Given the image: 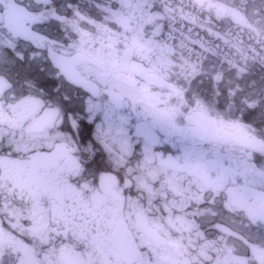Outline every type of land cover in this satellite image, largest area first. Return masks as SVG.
Returning a JSON list of instances; mask_svg holds the SVG:
<instances>
[{"label": "flooded vegetation", "instance_id": "flooded-vegetation-1", "mask_svg": "<svg viewBox=\"0 0 264 264\" xmlns=\"http://www.w3.org/2000/svg\"><path fill=\"white\" fill-rule=\"evenodd\" d=\"M262 1L150 0L151 11L139 13L141 45L132 42L130 31L122 36L110 28L112 32L106 31L110 41L100 42L103 36L97 41L103 56L85 51L112 87L161 111L178 109L183 114L177 121L180 127L205 129L209 124H199L195 114L213 115L219 134L210 141L211 147L243 156L259 151L253 149L252 136L264 142L255 129L249 132L252 125L258 128L264 123V113L259 115L258 108L245 120L241 103L250 93L259 94L264 89V30L257 27L259 14L264 12ZM14 10H9L5 0L0 2V16L6 20ZM16 13L11 20L19 26L23 14ZM188 64L205 70L200 69L192 86L203 98L204 110L194 111L195 105L188 99L183 105L178 101V90L187 89ZM14 71L19 73L16 79L23 88H17L15 99L12 94L5 96L0 105L15 127L0 124V135L14 133L20 152L12 160L0 158V193L7 196L10 212L18 217L22 229L39 233L44 242L49 232H67L73 237L71 245L56 242L59 264H133L141 255L145 260L152 255L174 264H216L217 260L220 264H247L245 245L261 247L250 242L244 232L248 221L238 206L242 203L238 184L221 181L215 172L169 161L168 146L161 150L164 155L143 156L137 149L131 159L104 156L89 164L101 146L81 143L61 126V118L52 114L65 94L61 82L43 63ZM259 79L262 82L257 84ZM227 81L235 84L228 99L233 104L226 103ZM211 96L218 99H206ZM222 113H227L223 119ZM98 166L99 172L108 170L116 177L113 194L100 193L106 204L100 222L93 206L99 172L95 181L84 172L86 167L95 170ZM208 194L227 198L225 202L235 215L208 214L199 206ZM86 205L92 214L83 218ZM215 211H221L219 201ZM118 220L121 228L116 233L121 240L114 238ZM214 223L218 231L212 227Z\"/></svg>", "mask_w": 264, "mask_h": 264}, {"label": "snow or ice", "instance_id": "snow-or-ice-1", "mask_svg": "<svg viewBox=\"0 0 264 264\" xmlns=\"http://www.w3.org/2000/svg\"><path fill=\"white\" fill-rule=\"evenodd\" d=\"M8 8L17 9L23 14V20L17 26L0 16V101L9 94L15 99L17 88H23L16 79L19 73L15 69L38 63L47 65L52 77L60 81L65 90L59 99V107L53 108L52 114L60 117L61 126L78 136L81 143L101 146L89 164L104 156L116 160L125 156L131 159L137 149L143 156L164 155L161 150L168 146L169 161H182L184 165L215 172L221 181L238 184L236 190L242 196V211L248 221L244 232L248 233L250 242L261 245L255 249L245 245L247 264H257L258 260L264 264V142L252 136L253 149L259 148V151L253 150L243 156L214 150L210 141L206 143L204 135L187 126H179L177 121L183 119V114L178 109L161 111L140 97L112 87L102 74L103 70L74 37L78 33L82 35L81 23H92L95 19H106L109 13L115 14L121 8L120 0H83V3L80 0H8ZM199 71L197 65L188 64L185 68L187 89L177 92L179 103L183 105L184 99H188L190 105H195L194 111L204 110L203 102L192 90L199 79ZM240 71L244 69L240 68ZM241 103L245 110L242 117L247 120L264 104V89L259 94L250 93ZM5 122L10 128L15 127V121L0 105V124ZM240 126L248 128L247 125ZM261 128L264 124L260 128L252 125L249 132L255 129L258 135L264 136ZM19 152L20 145L14 133L0 135V158L12 160ZM104 167L110 168V165ZM99 170V166L95 170L86 167L84 172L92 175L95 181ZM0 198L4 200L0 204V264H59L56 242L60 241L61 246L71 245L73 237L67 232H49L47 242H44L39 233L22 229L17 223L18 217L10 212L7 196L0 193ZM226 199L208 194L199 206L213 216L235 215ZM218 201L220 212L215 211ZM212 227L219 230L215 223ZM133 264L174 262L152 255L145 260L141 255Z\"/></svg>", "mask_w": 264, "mask_h": 264}, {"label": "rangeland", "instance_id": "rangeland-1", "mask_svg": "<svg viewBox=\"0 0 264 264\" xmlns=\"http://www.w3.org/2000/svg\"><path fill=\"white\" fill-rule=\"evenodd\" d=\"M149 1L150 0H120L121 8L119 10H117V12L115 14L109 13L108 17L106 19H95L92 23H87V22L81 23L79 25V27H80L82 35L80 33H78L74 38L77 39V43L82 44V47L84 48V50H89V51H91L92 54L96 53L99 56L102 54H100L101 52H98L99 45H98L97 41L102 36L103 37L100 39V42H103L105 40L110 41V38L106 35V31H108L110 28L113 30L114 33L118 30V32L122 36H124L125 31H126V33H128V31H130V37L132 39V42L141 45L140 36L138 34V30L140 28L139 13L141 11H151L150 5H152V3ZM13 2H14V0H13ZM80 2L83 3V0H80ZM262 2L264 3V0ZM5 5H8V0H5ZM260 7H261V5H260ZM4 8L6 9L5 6H4ZM133 24H136L134 28H132ZM257 27H259L261 30L262 29L264 30V12H262V14H259V18L257 20ZM108 32H112V31H108ZM126 36H127V34H126ZM90 39H91V41H90ZM129 48H132V46L130 45ZM258 58H261V56H258ZM120 59L121 58L117 59L118 62L120 61ZM232 63H234V61H232ZM175 66L176 65H174V68H175ZM200 69L204 70L203 66ZM261 82H262V80L259 79L257 81V84H259ZM224 85H225L226 103L229 104L231 102L228 99H229V96L230 95L232 96V94H233L235 84L233 85L232 81H227V82H224ZM198 97L201 100H203V98L201 96H198ZM206 99H208L209 101H213V100H217L218 98H212V96H211V97H207ZM231 104H233V103H231ZM262 106H263V104H262ZM231 107H233V105H231ZM262 108H259V115H261V113H264V110ZM226 115H227V113H222L221 119H223L224 116H226ZM262 124H264L263 121L258 124V128H260V126ZM261 131L264 132V128H261ZM258 136H260V135H258ZM258 150H259V148H258ZM98 193H99V191H98ZM98 193L95 196V198H97V200H95L96 204H93V206H96V208L94 209L95 210L94 213L96 214L97 219L100 222L101 221L100 218L103 216V213L105 214V212L102 210H104L106 208V204H105L104 200L102 198H100L101 197L100 193L99 194ZM82 212H83V215H82L83 218L89 217L92 214V213H88L87 205L84 206ZM101 229L102 228L99 226L98 227V233H100ZM92 233H94V232H92ZM98 233H97V235H100Z\"/></svg>", "mask_w": 264, "mask_h": 264}, {"label": "water", "instance_id": "water-1", "mask_svg": "<svg viewBox=\"0 0 264 264\" xmlns=\"http://www.w3.org/2000/svg\"><path fill=\"white\" fill-rule=\"evenodd\" d=\"M214 124V123H213ZM213 129V128H212ZM212 131V130H211ZM195 132H197V133H199V134H202V135H204L205 136V131H203V130H199V131H195ZM207 139H208V136H205ZM211 137H213V136H210V138ZM105 178V174H102L101 175V177H100V180H103ZM100 188L103 190V191H105L106 192V188H107V186H106V184H104V183H102V182H100ZM115 237H116V239H118V240H121V238H119V234H117V233H115Z\"/></svg>", "mask_w": 264, "mask_h": 264}]
</instances>
